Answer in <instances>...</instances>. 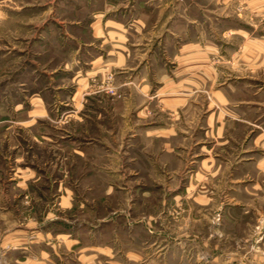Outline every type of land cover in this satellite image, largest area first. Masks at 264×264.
I'll list each match as a JSON object with an SVG mask.
<instances>
[{"label":"rangeland","instance_id":"rangeland-1","mask_svg":"<svg viewBox=\"0 0 264 264\" xmlns=\"http://www.w3.org/2000/svg\"><path fill=\"white\" fill-rule=\"evenodd\" d=\"M196 1L206 21L195 31L233 98L211 104V129L199 99L180 114L144 108L113 73L81 87L76 22L89 19L91 2L0 0V254L3 244L36 239L37 224H68L51 238L56 246L102 245L123 264L128 249L150 257L162 243L174 258L263 264L264 200L225 199L231 162L220 148H264V0ZM205 192L211 201H194ZM67 250L60 257L75 256Z\"/></svg>","mask_w":264,"mask_h":264},{"label":"crops","instance_id":"crops-1","mask_svg":"<svg viewBox=\"0 0 264 264\" xmlns=\"http://www.w3.org/2000/svg\"><path fill=\"white\" fill-rule=\"evenodd\" d=\"M86 1L88 4L92 3L87 14L90 15L87 16L89 19H79L76 22V27L81 32V36L77 34L76 72L82 88L90 84L89 80L93 76L113 73L114 82L120 88L139 91L140 104L145 105L144 108L151 103L172 105L180 114L181 111L188 110L190 105L201 103H196L199 99L203 104H208L207 112L210 113L207 125L210 129L211 104H233L226 82H218L217 71L208 64L210 49L202 47L204 43L200 42L203 38L195 31L198 24L206 21L205 8L196 0ZM122 2H126V5L121 4ZM120 5L125 7L120 8ZM196 44L200 45L199 49ZM149 89L157 90L154 96H148ZM238 105L232 106L236 113L242 110ZM238 117L233 118L243 120ZM226 131L221 125V136ZM259 135L260 132L257 133L258 137ZM210 149L214 148H209V151ZM220 149L226 154L227 166L231 162L228 166L230 179L225 184V199L238 206L243 201L240 194L248 192L253 199L264 200V151L260 152L264 148ZM241 150V153L249 154L244 160L237 156ZM210 163L212 164L211 160ZM249 175L251 177L248 182L246 178ZM193 199L209 202L212 197L205 192L195 194ZM256 209L259 216H264L262 208ZM69 228L71 226L68 224L58 230L55 225L37 224L33 227L36 239L13 241L10 245L8 243L1 246L0 264H123L111 248L102 245H83L79 239L70 242V247L68 240H61L57 246L52 243L54 235L67 234L70 232ZM257 231L259 238L256 243L261 245L264 230ZM168 245L162 243L150 257L144 256L142 251L131 249L124 255L131 264H172L174 259L178 264L210 263L206 258L203 261H197L194 257L174 258L169 255ZM67 249L74 252L75 256L60 257V252ZM87 250L90 251L85 252Z\"/></svg>","mask_w":264,"mask_h":264}]
</instances>
